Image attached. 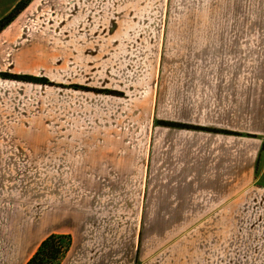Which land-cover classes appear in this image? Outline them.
Listing matches in <instances>:
<instances>
[{
  "label": "crops",
  "instance_id": "crops-1",
  "mask_svg": "<svg viewBox=\"0 0 264 264\" xmlns=\"http://www.w3.org/2000/svg\"><path fill=\"white\" fill-rule=\"evenodd\" d=\"M91 2L61 20L67 135L44 141V203L0 217V264L49 234L70 236L58 264H237L264 175V61L174 38L252 34L235 13L254 0Z\"/></svg>",
  "mask_w": 264,
  "mask_h": 264
},
{
  "label": "rangeland",
  "instance_id": "rangeland-1",
  "mask_svg": "<svg viewBox=\"0 0 264 264\" xmlns=\"http://www.w3.org/2000/svg\"><path fill=\"white\" fill-rule=\"evenodd\" d=\"M90 1L0 0V20L11 17L0 30V217L3 219H9L12 211L21 206L44 203V141H60L67 135L64 127L60 129V121L65 120L60 118V94L66 93L62 90L65 85L61 83L60 69V48L65 38L60 31L61 20L66 14L95 8ZM249 7L253 8L249 14L245 5L235 16L244 19V26L248 17L253 19L249 20L250 29H243L252 34L174 38V42L178 40L179 48H244V56L247 50L255 48V59L264 61V0H254ZM105 9L106 6H100L101 12ZM238 22L239 25V19ZM258 71L255 69V74ZM68 86L92 90L91 85ZM261 155L264 156L263 146ZM257 184L252 192L254 205L251 211L245 210L244 257L237 264H264V175Z\"/></svg>",
  "mask_w": 264,
  "mask_h": 264
},
{
  "label": "trees",
  "instance_id": "trees-1",
  "mask_svg": "<svg viewBox=\"0 0 264 264\" xmlns=\"http://www.w3.org/2000/svg\"><path fill=\"white\" fill-rule=\"evenodd\" d=\"M20 6H17V8ZM11 20L6 17L0 20V30ZM29 78L30 76H25ZM32 79V78H31ZM70 236L65 234H49L41 240L26 264H58L70 246Z\"/></svg>",
  "mask_w": 264,
  "mask_h": 264
},
{
  "label": "built area",
  "instance_id": "built-area-1",
  "mask_svg": "<svg viewBox=\"0 0 264 264\" xmlns=\"http://www.w3.org/2000/svg\"><path fill=\"white\" fill-rule=\"evenodd\" d=\"M263 148H264V144H263Z\"/></svg>",
  "mask_w": 264,
  "mask_h": 264
}]
</instances>
